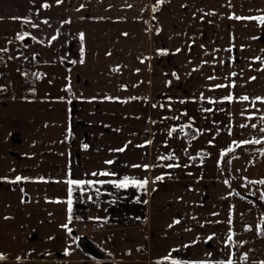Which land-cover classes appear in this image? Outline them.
I'll return each instance as SVG.
<instances>
[{"label":"crops","instance_id":"1","mask_svg":"<svg viewBox=\"0 0 264 264\" xmlns=\"http://www.w3.org/2000/svg\"><path fill=\"white\" fill-rule=\"evenodd\" d=\"M57 7L78 41L63 85L13 88L0 71V261L92 264L62 227L79 234L88 220L102 226L86 235L106 255L113 238L144 228L148 264L171 263L162 258L172 249L182 261L262 264L260 223L263 254L247 257L246 249H257L246 244L247 232H255L237 211L245 210L242 192L264 180L257 167L264 150L240 143L264 137V99L256 100L264 98V24L235 17H264V0H0V37L9 23ZM212 148L233 149L227 177L199 173ZM102 171L115 175H92ZM124 177L146 178L147 190L111 183ZM89 191L95 215L82 209Z\"/></svg>","mask_w":264,"mask_h":264},{"label":"rangeland","instance_id":"2","mask_svg":"<svg viewBox=\"0 0 264 264\" xmlns=\"http://www.w3.org/2000/svg\"><path fill=\"white\" fill-rule=\"evenodd\" d=\"M27 21V23H9L11 26L9 27L10 30L5 31L0 37V50H3L0 51V59L7 60L3 65L0 63V71L3 72L2 75L6 78L7 84L13 88L17 85H22L25 86V88H32L34 91L43 92V90H48L50 87H53L55 91L58 87L63 85V72L66 69L65 64L78 57V41L70 29L69 19L65 11L60 7L41 10L31 15ZM45 21H47V23H45ZM33 25H36V27H33ZM24 33H28V35L25 36L23 40L17 38ZM54 36L56 37L55 40L52 39ZM248 119L249 117L245 115L243 121ZM252 120L253 117L250 121ZM254 120H256V118H254ZM238 132L239 130L235 129V136L237 137H239ZM222 152L224 155H221ZM206 154L208 158L204 159V161L202 160L203 165L199 167V173L206 176L225 177L224 170L228 167L231 151L230 154H227L226 149L222 151L212 148V150H209V153L207 152ZM251 160L252 159H246V166H253V164H249ZM258 163L257 167H264V153L260 155V162ZM229 180L232 182V179L229 178ZM233 181L237 182L236 180ZM258 181L261 180L257 179V182ZM244 186L246 187L247 185L244 184ZM88 193L87 197H84L87 203L84 199L81 200L82 209L84 211L86 210L89 215H95L98 213L99 203L95 206L96 203L93 202L95 193L92 191ZM237 193H239V191H237ZM242 196L246 197L244 202L243 199L240 198L241 196L235 193V200L240 198L241 201L239 205L245 209L244 213H241V208L238 209L237 215L243 217V222L247 224L248 231L251 229L255 232V234L253 232H247V239H245V242L248 246L257 243V249L254 247L248 248L245 250V255L247 257H258L263 254V252L259 251L258 245L260 244L259 241L263 239H260L256 233V226L260 223L259 225L264 228V199H262V197H264V184L257 183V190L245 189L244 193L242 192ZM75 200L74 198L72 200L74 204H76ZM141 212H143V210H141ZM238 219H236V221H238ZM90 222L91 221L88 222V220H85V222L80 223L82 225ZM260 226L258 229L259 231L261 229ZM73 227L76 226L72 225L70 229H73ZM143 229L144 228H141L139 232H135L133 235L123 234L126 238L121 237V233H119L120 237L113 238L110 242L111 244L106 247V251L111 254L112 259H110V261L100 262V264H148L144 261L145 256L142 253L145 243ZM255 235H257V238ZM69 244L71 248H77L75 236L70 237ZM78 255L89 259L81 252H78ZM0 264L47 263H3L0 261Z\"/></svg>","mask_w":264,"mask_h":264},{"label":"snow or ice","instance_id":"3","mask_svg":"<svg viewBox=\"0 0 264 264\" xmlns=\"http://www.w3.org/2000/svg\"><path fill=\"white\" fill-rule=\"evenodd\" d=\"M60 2H61V0H57V3H60ZM47 6L48 5H46V4L44 5V7H47ZM235 18L236 19H257V20L260 21L261 24H264V17H246V18L235 17ZM13 19H20V18L19 17H14ZM27 22L28 21L25 20V23H27ZM45 23H47V21H45ZM33 27H36V25H33ZM27 35H28V33H24L23 35H19L17 38L23 40L24 37L27 36ZM80 38H81V40H83V33L80 34ZM52 39L55 40L56 37L54 36V37H52ZM254 39H255V37H254ZM0 51H3V50H0ZM177 51H179V50H177ZM254 59L260 60L261 58L260 57H256ZM81 63H83V60H81ZM173 75H175V74H173ZM232 75L234 76L235 73H232ZM209 79L210 80L211 79H215V77L214 76H210ZM251 79H255V77H252ZM232 86L234 87V84ZM215 87L221 88V87H227V85H216ZM66 90L67 91H71L70 85L66 88ZM201 98H203V97H201ZM61 99H63V98H61ZM93 99H95V98H93ZM105 99H112V98L111 97H105ZM132 99H135V98H132ZM232 99H233V97L231 95H228V96L224 97V100H227V101H231ZM239 99L246 101V100H249V97L242 96ZM261 99H264V98L256 97V100H261ZM209 102L210 103H214L215 101H211L210 100ZM69 103H71V101H69ZM207 111H211V109H207ZM251 118L252 117L249 116V119H251ZM262 119H264V117H262ZM246 126L247 125H242L241 127H246ZM252 127H256V125H252ZM173 131H174V129H173ZM261 131H264V129H261ZM171 134L172 133L169 132V135H171ZM262 142H264V138H262V139H255V140H252V141H241L240 143L241 144H248V143L260 144ZM150 143H151V141H146V144H150ZM233 143L235 144L236 142L234 141ZM84 147H87V145H84ZM232 150H233L232 148H229L228 149V151H232ZM116 151L123 152L124 151V148L117 149ZM221 155H224V153L222 152ZM173 158H174L173 156H161L160 157V159H162V160H170V159H173ZM106 163L111 164L113 162L111 160H109V161H106ZM178 166L179 165H174V164H168L167 165V167H169V168H171V167H178ZM132 167H137V168L143 167L144 169H148L151 166L145 164V165H132ZM92 175L93 176H95V175L108 176V175H115V173H109V172H103L102 171L100 173H92ZM4 179H6V178H4ZM22 179H27V178L26 177H21V176H16L15 177V180L17 182L18 181H21ZM163 179H164L163 176H157V177H155V181H162ZM68 183L71 184V185H84V184L91 185L94 182L91 181V180H88V181H84V180H69ZM99 183H105V181H99ZM111 183H115L118 188H127L131 184V185L136 186L138 188H143V189L147 190L146 186L148 185L149 181L146 178L143 179V180H140V179H136V178L124 177V179L123 180H120L119 182L111 181ZM226 183H227V181H226ZM253 183H261V184H264V180H261V181H258V182L254 181ZM69 191H70V194H71V189ZM262 199H264V197H262ZM68 203H69V205H71V203H72L71 199H69ZM145 203H146V201H145ZM69 211H71V208H69ZM230 222L231 221H229V223ZM174 223H179V221L178 220L177 221H174ZM62 227L67 228L68 231L71 232V229L68 228V225L67 224L63 225ZM169 227H171V225H169ZM261 234H264V229H261ZM207 239L208 240H211V239H213V236H209ZM228 240L229 241L232 240V236L231 235L228 236ZM185 247H188V246L185 245ZM176 251H178V249H172L169 252V254L166 255V256H164L162 259L163 260H166V261H170L171 264H209V261H207V260H201V261H195V262H193V261H182L180 259H176L171 254L172 252H176ZM211 255H212L211 253H206V256H211ZM0 259H3V256L2 255H0ZM216 264H232V260L231 259H228L227 261L221 260V261H217ZM262 264H264V262H262Z\"/></svg>","mask_w":264,"mask_h":264},{"label":"water","instance_id":"4","mask_svg":"<svg viewBox=\"0 0 264 264\" xmlns=\"http://www.w3.org/2000/svg\"><path fill=\"white\" fill-rule=\"evenodd\" d=\"M71 234L76 236V244L80 250L90 259L106 262L108 256L103 250L94 245L87 235L77 234L76 231H71Z\"/></svg>","mask_w":264,"mask_h":264},{"label":"built area","instance_id":"5","mask_svg":"<svg viewBox=\"0 0 264 264\" xmlns=\"http://www.w3.org/2000/svg\"><path fill=\"white\" fill-rule=\"evenodd\" d=\"M7 60L5 59H0V63L1 64H4L6 63ZM102 230V226L100 224H97V223H92V224H86L84 226H82L80 229H79V233L80 234H90V233H97V232H100ZM92 264H100V261H96V260H92L90 259Z\"/></svg>","mask_w":264,"mask_h":264},{"label":"trees","instance_id":"6","mask_svg":"<svg viewBox=\"0 0 264 264\" xmlns=\"http://www.w3.org/2000/svg\"><path fill=\"white\" fill-rule=\"evenodd\" d=\"M262 138H264V137H262ZM247 149H251L253 151H256V150H264V142H262L260 144L250 143L249 144V147ZM226 153L228 154V151ZM261 229H264V228L261 227ZM261 229H260V235L262 237H264V234H261ZM107 256H108V259H111V256L109 254H107Z\"/></svg>","mask_w":264,"mask_h":264}]
</instances>
